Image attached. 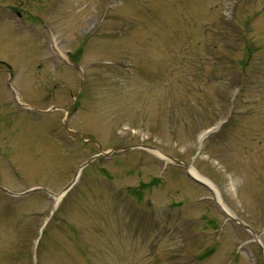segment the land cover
<instances>
[{
    "label": "rangeland",
    "instance_id": "374dc122",
    "mask_svg": "<svg viewBox=\"0 0 264 264\" xmlns=\"http://www.w3.org/2000/svg\"><path fill=\"white\" fill-rule=\"evenodd\" d=\"M1 77L9 190L212 186L0 191V264H264V0H0Z\"/></svg>",
    "mask_w": 264,
    "mask_h": 264
},
{
    "label": "bare ground",
    "instance_id": "6f19581e",
    "mask_svg": "<svg viewBox=\"0 0 264 264\" xmlns=\"http://www.w3.org/2000/svg\"><path fill=\"white\" fill-rule=\"evenodd\" d=\"M201 139V137H200ZM190 172L193 176L195 177H198L200 179H202L203 181H205L209 186H212L211 185V182L206 179L205 177L201 176L199 173H197L192 167L190 168ZM58 199V198H57ZM217 201L219 202V204L221 205V207L225 210L226 213L230 214L231 215V212L230 210H228V208L219 200V198H217Z\"/></svg>",
    "mask_w": 264,
    "mask_h": 264
},
{
    "label": "water",
    "instance_id": "95a60500",
    "mask_svg": "<svg viewBox=\"0 0 264 264\" xmlns=\"http://www.w3.org/2000/svg\"><path fill=\"white\" fill-rule=\"evenodd\" d=\"M113 151H116V150H113ZM186 166V165H185ZM260 250L262 251V248L260 247Z\"/></svg>",
    "mask_w": 264,
    "mask_h": 264
}]
</instances>
